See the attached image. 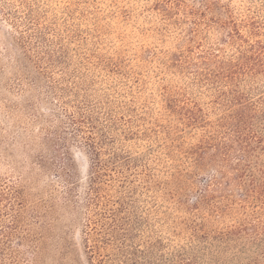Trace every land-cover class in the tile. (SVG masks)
Listing matches in <instances>:
<instances>
[{
  "label": "rangeland",
  "instance_id": "374dc122",
  "mask_svg": "<svg viewBox=\"0 0 264 264\" xmlns=\"http://www.w3.org/2000/svg\"><path fill=\"white\" fill-rule=\"evenodd\" d=\"M250 43L264 0H0V264H264Z\"/></svg>",
  "mask_w": 264,
  "mask_h": 264
},
{
  "label": "trees",
  "instance_id": "16d2710c",
  "mask_svg": "<svg viewBox=\"0 0 264 264\" xmlns=\"http://www.w3.org/2000/svg\"><path fill=\"white\" fill-rule=\"evenodd\" d=\"M10 5L6 2L3 6L4 8L9 7ZM27 6V5H25ZM12 10V9H11ZM31 11V12H30ZM13 15L16 17L18 14V10H12ZM11 14V12H10ZM16 14V15H15ZM25 15L24 17L28 19L30 22L32 21L33 11L28 8L26 11L23 12ZM236 31L237 29H232ZM239 33V31H236ZM38 38H42L38 35ZM250 50L251 54L247 53ZM247 51H240V57L237 60L239 63L235 65V67L241 70L248 69L250 72L256 71L259 68L264 69V46L259 43L257 46L254 43H250V47ZM231 97H234L230 100V104L236 103L240 106V110L237 112L234 109H231L230 114H234L231 118L232 119V128L234 129L233 133L236 136V143L238 146V151L236 153V158L238 161L246 162L245 166L250 165V156L253 150V143L256 141L258 146L264 148V94H261L258 99H246L247 94L237 95L236 94ZM229 111V112H230ZM92 118L88 116V119ZM75 120V119H72ZM235 121V122H233ZM75 122V121H74ZM90 138V137H89ZM97 143L90 139L88 141L89 146H93L95 148ZM263 169V168H262ZM264 172V169L263 171ZM264 262V261H263Z\"/></svg>",
  "mask_w": 264,
  "mask_h": 264
}]
</instances>
